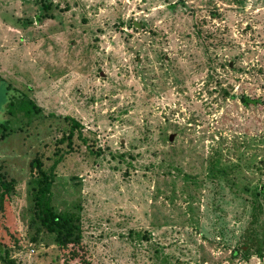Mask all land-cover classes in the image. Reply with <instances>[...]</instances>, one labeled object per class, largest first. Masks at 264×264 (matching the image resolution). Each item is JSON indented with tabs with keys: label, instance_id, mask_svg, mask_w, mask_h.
<instances>
[{
	"label": "rangeland",
	"instance_id": "1",
	"mask_svg": "<svg viewBox=\"0 0 264 264\" xmlns=\"http://www.w3.org/2000/svg\"><path fill=\"white\" fill-rule=\"evenodd\" d=\"M3 122L0 264H264V0H0Z\"/></svg>",
	"mask_w": 264,
	"mask_h": 264
},
{
	"label": "trees",
	"instance_id": "2",
	"mask_svg": "<svg viewBox=\"0 0 264 264\" xmlns=\"http://www.w3.org/2000/svg\"><path fill=\"white\" fill-rule=\"evenodd\" d=\"M242 102L245 106L251 104H256L258 99H253L250 97H243ZM11 107H16L18 110L22 111L27 116H33L41 113L40 107L31 98H21L17 103H10ZM76 126V127H74ZM78 123H73V127L77 128ZM8 128V122L0 123V136L4 137V132ZM32 168L35 172V185L33 191L34 208L36 215L38 217V222L50 233L56 235L59 246L68 247L73 245L70 251V257L75 259L82 256L79 252L77 246L82 244V228L80 224L79 215L75 211H59L52 203V175L49 174L43 168L42 160L37 157L32 161ZM0 181L3 184L4 190L9 193L13 190L12 185L6 180L5 176L0 173ZM259 194H264V185L260 190ZM256 198H258L256 196ZM256 200V199H255ZM258 200H256L257 202ZM263 209L259 203L255 205V220L257 221L258 212ZM257 216V218H256ZM251 240V238H249ZM258 242V240H256ZM247 244V243H245ZM262 252H259V256H262ZM0 257L3 259H8L9 251L7 247L2 254V243H0ZM83 262H88L85 256L82 257Z\"/></svg>",
	"mask_w": 264,
	"mask_h": 264
}]
</instances>
